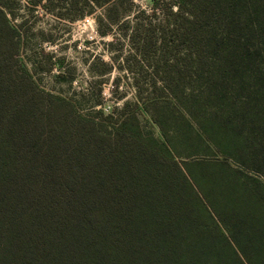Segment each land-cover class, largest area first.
Listing matches in <instances>:
<instances>
[{"label":"trees","instance_id":"trees-1","mask_svg":"<svg viewBox=\"0 0 264 264\" xmlns=\"http://www.w3.org/2000/svg\"><path fill=\"white\" fill-rule=\"evenodd\" d=\"M26 1L48 11L83 2ZM93 1L110 11L117 0ZM163 6L162 55L185 49L194 59L164 67L177 77L152 81L133 104L157 125L152 142L64 112L60 96L39 106L18 91L27 86L8 84L20 36L0 0V264H264V0ZM23 105L27 128L55 113L57 129L82 142L9 134Z\"/></svg>","mask_w":264,"mask_h":264},{"label":"rangeland","instance_id":"rangeland-1","mask_svg":"<svg viewBox=\"0 0 264 264\" xmlns=\"http://www.w3.org/2000/svg\"><path fill=\"white\" fill-rule=\"evenodd\" d=\"M82 1L73 8L55 3L53 11H48L42 6L31 10L26 0H4L14 14L11 24L20 36L17 55H11L7 65L8 84L27 86L18 87V91L27 97L28 92L35 94L39 106H47L48 94L60 96L69 102L64 112L93 118L109 126L107 130L115 124L160 142L151 116L133 104L146 100L145 90L152 81L177 77L164 72V67L178 68L181 60L183 64V60L194 59L193 51L179 49L162 55L159 49L161 26L166 23L162 8L167 0L156 8L152 0H117L110 11L93 0ZM150 39L153 45L148 46ZM30 81L34 86L30 87ZM135 82L142 86V93H137ZM26 109L23 105L7 119V131H18L22 142H82V133L74 128L69 133L57 129L60 122L55 113L41 127L27 128ZM178 123L171 124L167 133ZM173 142L179 148L183 144L181 137Z\"/></svg>","mask_w":264,"mask_h":264},{"label":"water","instance_id":"water-1","mask_svg":"<svg viewBox=\"0 0 264 264\" xmlns=\"http://www.w3.org/2000/svg\"><path fill=\"white\" fill-rule=\"evenodd\" d=\"M179 2H181L182 0H178Z\"/></svg>","mask_w":264,"mask_h":264}]
</instances>
